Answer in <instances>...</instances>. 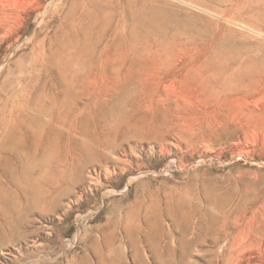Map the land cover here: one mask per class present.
<instances>
[{
	"label": "rangeland",
	"instance_id": "1",
	"mask_svg": "<svg viewBox=\"0 0 264 264\" xmlns=\"http://www.w3.org/2000/svg\"><path fill=\"white\" fill-rule=\"evenodd\" d=\"M94 6L105 19L91 27ZM1 11L2 105L33 53L41 74L51 54L79 52L93 73L76 112L52 122L47 162L31 145L0 155V264H264V0H0ZM126 43L133 58L115 52ZM107 82L115 108L99 118L85 106ZM55 84L39 88L55 96ZM97 136L114 149L84 154Z\"/></svg>",
	"mask_w": 264,
	"mask_h": 264
},
{
	"label": "bare ground",
	"instance_id": "2",
	"mask_svg": "<svg viewBox=\"0 0 264 264\" xmlns=\"http://www.w3.org/2000/svg\"><path fill=\"white\" fill-rule=\"evenodd\" d=\"M93 2V1H92ZM96 4V3H95ZM103 6V5H102ZM102 6H94V8H92V9H94L93 10V13L91 14L90 12L88 13V11L86 12V13H84V15H86V16H88L89 18H90V20H91V22H89L90 24V26L91 27H93V24H96L95 23V21H97V20H99V19H102V20H104L105 18H104V14H101L102 12ZM75 7H76V5H75ZM89 7V6H88ZM107 7V6H106ZM109 7V6H108ZM113 7V6H112ZM112 7H109V8H112ZM105 8V7H104ZM114 8H116L115 6H114ZM87 9V8H86ZM76 10V9H75ZM74 10V11H75ZM118 10V9H117ZM107 11V10H106ZM2 12V11H1ZM81 12V11H80ZM85 12V11H84ZM95 12V13H94ZM103 12H105V11H103ZM108 12V11H107ZM1 14V16L4 18L5 17V14L6 13H0ZM74 14V13H73ZM79 14V13H78ZM121 14V13H120ZM81 16H82V14H81ZM86 16H84V17H86ZM87 17V18H88ZM107 17V16H106ZM7 18V17H6ZM86 18V19H87ZM5 19V18H4ZM18 19V18H17ZM84 19V18H83ZM4 21V20H3ZM3 21L0 19V23L1 24H3ZM99 22H100V20H99ZM6 23V22H5ZM98 23V22H97ZM0 24V25H1ZM87 24V23H86ZM118 24V23H117ZM4 25V24H3ZM6 25H8V24H6ZM76 25V24H75ZM98 25V24H97ZM101 25V24H100ZM10 26V25H9ZM95 26V25H94ZM8 27V26H7ZM76 27H77V25H76ZM116 27H118V26H116ZM1 28V27H0ZM9 28V27H8ZM8 28H6V32H7V29ZM12 28V27H11ZM73 28V27H72ZM3 29V28H2ZM74 29V28H73ZM76 29H78V28H76ZM103 29H105V28H103ZM113 29H114V27H113ZM119 29H120V27H119ZM112 30V29H111ZM72 32H74L73 30H72ZM70 33V34H73V33ZM75 32H77V30L75 31ZM74 32V33H75ZM79 32V31H78ZM116 32V31H115ZM150 32H151V30H150ZM78 34V33H77ZM121 34V33H120ZM149 34V33H148ZM69 35V34H68ZM76 36V33L75 34H73L72 36ZM74 36V37H75ZM116 36V35H115ZM145 36H146V34H145ZM79 37H80V35L78 36V40H79ZM76 39V38H75ZM149 39V38H148ZM110 40V39H109ZM113 42V41H112ZM111 42V43H112ZM128 45H130V44H127L126 43V46H127V48L126 49H121L119 46H114V47H116L115 49V52L117 51L120 55L123 53H126L125 55H127V52L130 50L131 52H132V50H137V49H134V48H132V46L131 47H129ZM106 46V48L105 47H103L104 49H109L112 45H110L109 44V42H108V44H106L105 45ZM146 46L147 45H145V48H146ZM112 48V47H111ZM148 48H149V46H148ZM143 49H144V46H143ZM34 51V50H33ZM113 51H114V49H113ZM147 53H146V56H147V58H149V56H150V58L152 57V55L154 56L155 54L151 51V49L149 48V50H145ZM76 52V51H75ZM106 52V51H105ZM108 52V51H107ZM112 52V51H111ZM114 52V54H116ZM130 52V53H131ZM130 53H129V55H130ZM135 53H137V52H135ZM140 53V52H139ZM109 54V53H108ZM113 54V53H112ZM113 54V55H114ZM123 54H122V56H123ZM138 54V53H137ZM137 54H135V55H137ZM158 54V53H157ZM156 54V55H157ZM98 55V54H97ZM112 55V56H113ZM129 55H127L128 57H129ZM131 55H132V57L131 58H133V56H134V54H132L131 53ZM145 55V54H144ZM160 55V54H159ZM82 56H83V54H82ZM110 56H111V53H110ZM118 56V55H117ZM117 56H115V58L117 57ZM127 56H125V57H127ZM107 57V56H106ZM105 57V58H106ZM114 57V56H113ZM124 57V56H123ZM137 57V56H136ZM141 57V56H140ZM143 57V56H142ZM104 58V59H105ZM112 58V57H111ZM119 58H120V56H119ZM139 58V57H138ZM137 58V59H138ZM145 58V57H144ZM30 61H29V65L27 66V67H25V68H19L16 72H14L13 74V79H15L16 81H18V84H19V88L17 87V89H16V91L14 92V93H11L12 95L10 96V97H7V99L5 100L6 101V103L4 104V105H2L1 103H0V128L2 129V136H1V139H0V155H1V153H7V151L9 152L10 150L9 149H11V151L12 152H15L14 154L15 155H17V158H21V152L20 153H17V151H19V150H23V148L25 147V146H28V145H31L32 147H33V151L34 152H32V154L33 153H38V151H41L42 152V155H41V157H45L46 155H48L47 157H46V159H44L46 162L48 161V159H49V155L51 154V153H53L54 154V152H55V150L58 148V145H57V142L55 141V137L56 136H58V135H60V133L59 132H57V131H55L54 129H52L51 128V126H52V122L54 121V119L55 118H57L58 117V120H60V121H63V116L64 115H67L66 117H68V116H70V115H68L70 112H71V110H74V108L76 109V106H77V104H78V100L80 99V98H82L81 96H83V95H85V91H81V92H76V89L77 88H79V87H83L85 84H90L91 82V78L88 76L87 78H83L86 74H91V73H93V71L91 70V68H86V67H82V64L81 63H79L80 62V60H81V54H80V52L78 53V54H76V55H72V54H68V55H65L64 56V54L63 55H59V54H51L48 58H47V60H48V62L51 64H54V63H57L56 65H57V70L56 71H54L53 70V66H52V64H51V66L50 67H48V68H46L45 69V73L44 74H41V72H42V69L39 67V64H40V62H39V59H38V57L33 53L31 56H30ZM99 59V58H98ZM123 59V58H122ZM127 59V58H126ZM159 59H161L160 58V56H159ZM102 60V59H101ZM101 60H99V62L101 61ZM106 60V59H105ZM117 60L119 61V59L117 58ZM121 60V59H120ZM133 60V59H132ZM141 60V59H140ZM144 60V59H143ZM154 60H155V58H154ZM41 61V60H40ZM86 62H87V60H85ZM93 61V60H92ZM92 61H90V62H92ZM95 61V60H94ZM128 61V63H130L131 61H130V59L129 60H127ZM134 61V60H133ZM137 61H139V59L137 60ZM147 61V60H146ZM162 61V60H161ZM74 62H76V64L74 63ZM95 62H97V59H96V61ZM95 62H93V64L95 63ZM102 62H104V60L102 61ZM121 62V61H120ZM124 62V61H123ZM152 62V61H151ZM164 62V61H163ZM107 63V62H106ZM112 63H115V62H112ZM122 63V62H121ZM126 63V62H125ZM134 63V62H133ZM143 63V62H142ZM153 63H155L154 61L152 62V64ZM157 63L158 64H161L160 63V61L158 60V62H157V60H156V65H157ZM108 64V63H107ZM137 65H138V62L136 63ZM146 64V63H145ZM43 65V64H42ZM75 65H77L78 67H75ZM81 65V66H80ZM103 65V64H102ZM109 65V64H108ZM119 65V64H118ZM126 64H124V66L123 67H127V65L125 66ZM140 65L141 64H139V68H140ZM154 65V64H153ZM45 66V65H44ZM91 66H92V64H91ZM105 66V65H104ZM110 66V65H109ZM120 66V65H119ZM142 66L143 65H141V68H142ZM147 66H149V65H147ZM151 66V65H150ZM155 66V65H154ZM153 66V67H154ZM161 66V65H160ZM88 67V66H87ZM93 67H95L94 65H93ZM116 67V66H115ZM114 67V68H115ZM128 67H129V65H128ZM127 67V68H128ZM131 67V66H130ZM129 67V68H130ZM134 67V66H133ZM132 67V68H133ZM96 68V67H95ZM157 68V67H156ZM93 69V68H92ZM126 69V68H125ZM152 69V68H151ZM205 69V68H204ZM204 69H202V70H204ZM103 70H104V68H103ZM110 70V69H109ZM108 69H105L104 71H103V73H107L108 71H109ZM134 70V69H133ZM132 70V71H133ZM206 70V69H205ZM94 71H95V69H94ZM111 71V70H110ZM109 71V72H110ZM113 71V70H112ZM129 71H131L130 69H129ZM194 71H195V69H194ZM108 72V73H109ZM200 73H201V71H199ZM118 73H120V71L118 72ZM130 73V72H129ZM112 74H115L116 75V72H112ZM134 74V73H133ZM190 74V73H189ZM204 74V73H203ZM207 74V73H206ZM205 74V77H204V79H206L207 81H210V80H213V78H214V76H216L215 74H213L212 72H210V74H208V75H206ZM46 75H48V76H51V77H54V79H55V83L59 86V88H57V92H56V95L54 96V95H52L53 93H52V89L50 88V87H48V86H43V87H41V88H39V82H40V78L42 77V78H44ZM102 75V74H101ZM107 75V74H106ZM128 75H130V74H128ZM132 75V74H131ZM188 75V74H187ZM198 76L197 77H199V74H197ZM202 75V74H201ZM105 76V75H104ZM104 76L102 77V78H104ZM133 76V75H132ZM94 77H95V75H94ZM112 77V76H111ZM115 77H117V76H115ZM115 77H112V79H114ZM121 77V76H120ZM119 77V78H120ZM130 77V76H129ZM217 77V76H216ZM216 77H215V79H216ZM65 78H67L68 80H66ZM108 78V77H107ZM128 78V77H127ZM126 78V79H127ZM191 79H194L195 78V76H194V78H192V77H190ZM189 78V79H190ZM201 77H199V78H196V79H194L195 81H199L200 82V79ZM52 79V78H51ZM93 79V78H92ZM117 79V78H116ZM123 79V78H122ZM199 79V80H198ZM203 79V78H202ZM103 80V79H102ZM115 80V79H114ZM119 80V79H118ZM121 80V79H120ZM119 80V81H120ZM130 80H131V78H130ZM116 81V80H115ZM114 81V82H115ZM119 81H116V82H119ZM132 81V80H131ZM141 80H139V82H140ZM202 81V80H201ZM206 81V82H207ZM24 82H26L25 84H24ZM48 81H46V83H47ZM67 83L65 86H64V83ZM114 82H111V83H113V85L114 84H116V83H114ZM120 82H122V81H120ZM119 82V83H120ZM125 82V81H124ZM168 82V81H167ZM45 83V84H46ZM49 83V82H48ZM108 83L109 82H107V84L106 85H104L105 87H103V89L102 90H99L100 92L99 93H97L98 94V96L97 97H94V99L92 100V101H90V102H88V104H86V102H84L85 104H86V108L87 107H89L90 109H93L94 111L93 112H96V114L97 115H99V118H106V116H107V114L109 113V112H114V110H112V111H109V110H111L113 107L115 108V106L114 105H111V103H113V102H106L107 100H105V97L106 96H112L113 95V93H115V92H113L112 94H111V89H110V86H112V84L110 83V86L108 85ZM208 83V82H207ZM206 83V84H207ZM210 83H212V81L210 82ZM23 84H24V86H23ZM55 84V85H56ZM200 84V83H199ZM116 85H119V84H116ZM124 85V84H123ZM126 85V84H125ZM88 87H90L91 88V86H88ZM87 87V88H88ZM120 87H122L121 86V84H120V86H119V89H121ZM124 87H126V86H124ZM89 88V89H90ZM114 89V87L112 88V90ZM125 89V88H124ZM87 91V90H86ZM115 91L116 92H119L120 90H118L117 91V89H115ZM141 91V90H140ZM89 92V91H88ZM128 92V91H127ZM130 93H131V91H130ZM126 94V93H125ZM128 94V93H127ZM151 94H153V93H151ZM115 95V94H114ZM166 95V94H165ZM60 96H62V98L59 100V98L58 97H60ZM90 96V95H89ZM116 96V95H115ZM126 96V95H125ZM151 96V95H150ZM109 97V98H110ZM90 98V97H89ZM109 100V99H108ZM114 103H116V102H114ZM48 104V105H47ZM47 105V106H46ZM123 105V104H122ZM79 107V106H78ZM78 107H77V110H79L78 109ZM84 106H83V108H85ZM88 108V109H89ZM84 110V109H83ZM87 110V109H86ZM86 110L84 111V113L86 112ZM75 112H76V110H74ZM82 111V110H81ZM81 111L79 112V113H81ZM109 111V112H108ZM73 112V111H72ZM71 112V113H72ZM75 112H74V114H75ZM87 113H88V111H87ZM90 114H92V113H90ZM95 114V113H94ZM94 114H92V116L94 115ZM113 113H111V115H112ZM47 115H49V117H50V120L48 121V122H46V121H43V117L44 116H47ZM72 115V114H71ZM89 115V114H88ZM97 115H96V117H97ZM110 115V116H111ZM76 116V115H75ZM78 116V115H77ZM76 116V117H77ZM85 116V115H84ZM82 117V116H81ZM81 117H80V119L79 120H81ZM86 117V116H85ZM94 117V116H93ZM115 117V116H114ZM74 118V117H73ZM84 118V117H83ZM111 118V117H110ZM112 118H113V116H112ZM88 119V118H87ZM90 119V118H89ZM88 119V121L89 122H91L90 120ZM92 119V118H91ZM74 120H76V119H74ZM79 120H77V121H79ZM83 120V119H82ZM93 120H95V119H93ZM93 120H92V122H93ZM103 120V119H102ZM113 121H114V119H112ZM66 121H67V119H66ZM96 121V120H95ZM94 121V122H95ZM106 121V120H105ZM108 121V120H107ZM109 121H110V119H109ZM74 122V121H73ZM89 122H87L86 121V124L87 123H89ZM97 122V121H96ZM102 122V121H101ZM104 122V121H103ZM99 123V122H98ZM106 123H108V122H106ZM72 124V123H71ZM80 124V123H79ZM94 124V123H93ZM69 125V124H68ZM101 124H99V126H100ZM104 125H107V124H103V126ZM98 126V124H97V128L96 129H98V132H100L99 131V127ZM72 127H75V125H73ZM72 127H69L70 129L72 128ZM81 127V126H80ZM88 127V126H87ZM96 127V125L94 126V128ZM106 127V126H105ZM113 127V129H115L114 128V126H111V127H109L108 125H107V129L108 128H112ZM104 127H102V128H100V129H103ZM117 128V127H116ZM90 129H91V127H90ZM105 129V128H104ZM107 129H106V132H110V131H107ZM47 130V133L45 132ZM74 130H75V128H74ZM88 131V130H87ZM86 131V132H87ZM91 131V130H90ZM115 131V130H114ZM113 131V132H114ZM111 133V134H114V133ZM88 134H89V132H88ZM87 133H85L84 132V135H88ZM90 134H92L91 132H90ZM95 135H94V138H96V135H98L97 134V132H96V130H95V133H94ZM107 134V137H108V134L109 133H106ZM109 135L110 137L111 136H113V135ZM46 137V138H45ZM87 137V136H86ZM93 137V136H92ZM92 137H90L91 139H86L87 141H88V145L86 144L85 145V147H84V145H83V153L85 154L86 152H89V151H91V149H95L96 148V146L98 147H101V146H103V148L105 149V150H113L114 149V145L115 144H111V145H107V143H106V145H104L105 143H104V140L102 141V140H100L99 141V139L98 138H100L99 136H97V139L98 140H96V139H94V138H92ZM114 137V136H113ZM115 138V137H114ZM100 139H102V138H100ZM105 139H106V136H105ZM110 139V138H109ZM112 140V139H111ZM106 141V140H105ZM107 141H109V140H107ZM111 142V141H110ZM113 142V141H112ZM42 146V147H41ZM27 148H30L29 146L27 147ZM102 148V147H101ZM101 148H99V149H101ZM97 149V148H96ZM94 151V150H93ZM40 152V153H41ZM49 152H51V153H49ZM103 152V151H102ZM82 153V152H81ZM82 153V154H83ZM101 154V153H100ZM99 154V155H100ZM34 156L36 155V154H33ZM87 155V154H86ZM103 156V155H102ZM84 157V156H83ZM104 157V156H103ZM105 158V157H104ZM84 159V158H83ZM82 159V160H83ZM87 159V158H86ZM88 161V160H87ZM79 163V162H78ZM77 163V164H78ZM8 161L6 160V161H4V162H2L1 160H0V173H2V174H5V173H7V169H8ZM78 169V172H80L81 170H82V168H84V167H82V165L80 166H78L77 167ZM52 169V168H51ZM52 171H54V170H52ZM9 172V171H8ZM11 172V171H10ZM50 172V171H49ZM44 173H47V172H44ZM68 173V172H67ZM10 175H13V173H10ZM9 175V176H10ZM67 175V174H66ZM49 177H50V175H49ZM48 177V178H49ZM53 178V177H52ZM67 178V177H66ZM47 179V178H46ZM54 179V178H53ZM62 179V178H61ZM60 179V180H61ZM67 180H68V178H67ZM51 181V180H50ZM55 181H58V180H55ZM62 181H63V179H62ZM66 181V180H65ZM58 183V182H57ZM60 183V182H59ZM1 185V184H0ZM3 190H4V187H3V189H1V186H0V202L1 203H5L6 202V198L5 197H2L3 195H2V192H3ZM4 193V192H3ZM5 193H6V191H5ZM9 195V194H8ZM6 196V195H5ZM42 200H43V198H42ZM40 201V200H39ZM34 202H35V200H34ZM7 203H9V202H7ZM36 203V202H35ZM38 203H40V202H38ZM42 203V202H41ZM8 206H10V204L8 205ZM231 245V244H230ZM230 245H229V247H230ZM233 245V244H232ZM234 246V245H233ZM238 246V245H237ZM232 247V246H231ZM246 248V247H245ZM231 249H233V248H231ZM231 249H229V250H231ZM234 250V249H233ZM242 251L244 250L243 248L241 249ZM240 250V251H241ZM246 250V249H245ZM261 250V249H260ZM238 251V250H237ZM244 252V251H243ZM239 253V252H238ZM246 253V252H245ZM236 254H237V252H236ZM238 255V254H237ZM239 255H241L240 253H239ZM242 256V255H241ZM244 258V257H243ZM228 259V258H227ZM230 259V258H229ZM239 259H241L242 260V258H239ZM238 258H237V260H239ZM245 259V258H244ZM243 259V260H244ZM232 260V259H231ZM237 262H239V261H236V263ZM247 262V261H246ZM46 263V262H45ZM48 263V262H47ZM240 263V262H239ZM245 263V262H244ZM49 264V263H48ZM227 264V263H226Z\"/></svg>",
	"mask_w": 264,
	"mask_h": 264
}]
</instances>
